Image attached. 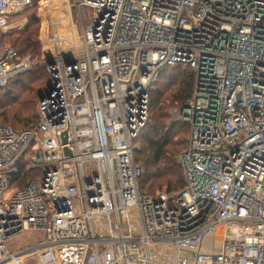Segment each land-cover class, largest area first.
Instances as JSON below:
<instances>
[{
  "label": "built area",
  "instance_id": "obj_1",
  "mask_svg": "<svg viewBox=\"0 0 264 264\" xmlns=\"http://www.w3.org/2000/svg\"><path fill=\"white\" fill-rule=\"evenodd\" d=\"M31 5L0 0V41ZM82 8L77 39L48 42L51 66L43 45L51 89L37 123L0 124V264H264V0H77ZM30 64L0 48V89ZM178 65L193 73L184 187L142 194L134 141L154 81ZM26 231L44 237L9 248Z\"/></svg>",
  "mask_w": 264,
  "mask_h": 264
},
{
  "label": "trees",
  "instance_id": "obj_2",
  "mask_svg": "<svg viewBox=\"0 0 264 264\" xmlns=\"http://www.w3.org/2000/svg\"><path fill=\"white\" fill-rule=\"evenodd\" d=\"M33 6L37 1L32 0ZM32 6V7H33ZM30 8V7H29ZM32 10L28 16V26L21 32H17L15 40L12 41V46L16 47V53L21 58L25 55L32 57H40L43 53L38 38V24L39 21L36 17V8ZM19 14V15H18ZM8 19H16L21 16L18 13ZM264 26V19L262 21ZM8 38L1 34L2 38ZM169 70H179L180 80L178 82V89L168 97L161 100L166 93V89L161 87L162 92L154 93V97L149 102L150 121L148 118L147 125L139 133L134 141V145L142 141L144 143L140 158L137 157L139 149L135 148V162L142 170V176L139 181V189L142 194L150 195L155 190H163L164 193H175L184 187V179L180 166L176 163L175 158L186 147L188 126L184 122L171 123L167 112L170 106H175L179 109L185 107L191 99L193 89V73L189 68L183 66H175L166 69L159 74V78L163 73ZM43 71V68L35 69L30 73H23L13 78L9 85L0 89V124H7L15 131H22L38 121L37 112L30 102L22 101L19 96H15L18 91L15 89L11 91L16 85H21V78L23 75L28 74L26 78L35 79ZM46 71V70H45ZM47 73V71H46ZM51 83L50 76L47 73V81L45 85L39 86L37 89L38 94L33 95L37 103L42 94L46 92ZM43 90H45L43 92ZM164 90V91H163ZM155 91V90H154ZM15 92V93H13ZM169 100L171 104L168 103ZM30 174L27 173L21 180L12 179L13 186H20L29 180ZM18 177V176H16ZM26 179V180H25Z\"/></svg>",
  "mask_w": 264,
  "mask_h": 264
},
{
  "label": "rangeland",
  "instance_id": "obj_3",
  "mask_svg": "<svg viewBox=\"0 0 264 264\" xmlns=\"http://www.w3.org/2000/svg\"><path fill=\"white\" fill-rule=\"evenodd\" d=\"M37 1L36 4L33 6V2L30 8L20 12L21 16H18L16 19H10L7 21V27L4 30V36H9L8 38H2L0 41V48L6 49L11 48L13 50H17L16 47L12 46V41L15 40V35L17 32L23 31L28 26V16L30 15L32 9L36 8V17L39 21L38 24V38L41 47L43 45H48V42L58 39L57 41L62 43V47H66L70 44L71 41H74V39H77V36L80 35V32L82 29L85 28V26L88 23L89 20V11L86 8H82V10L79 12L76 9V2L77 0H68L69 5L71 6V9L69 10L67 6H64L61 4V0H35ZM82 2L83 0H79ZM33 6V7H32ZM19 15V14H18ZM10 18V17H9ZM8 18V19H9ZM75 36V37H74ZM29 58L31 60V70L25 73H30L38 68H43V74L42 71L40 75L35 79H29L26 78L28 74H25L21 78V85H16L11 91L16 90L18 91L15 93V96H19V99L22 101L30 102L32 107L35 110L37 109V99L33 97V95H37V89L39 86L45 85L47 81V73H46V67L43 65L44 56L43 53L40 57H30L29 55H25L24 57H21L20 59H27ZM46 70V71H45ZM180 80V71L179 70H169L166 73H163L160 78L157 77V79L154 81L150 92H151V99L154 97V93H160L162 92L161 87L163 86L164 89H166V93L164 94L163 99L161 102H164V98L168 97L172 93L177 91L178 82ZM155 90V91H154ZM45 90H43L44 92ZM164 91V90H163ZM17 94V95H16ZM169 104L171 102L167 100ZM184 108V107H183ZM182 108V109H183ZM182 109H179L175 106H170L167 109L170 122L171 123H178V122H184L182 121L181 117V111ZM150 110V108H149ZM149 121H150V112H149ZM185 123V122H184ZM187 125V124H186ZM188 126V125H187ZM189 131V127H188ZM188 136V134H187ZM187 139V137H186ZM144 143L140 141L139 143L135 144V148L139 149V153L137 152V157L140 158V152L142 151ZM182 153V152H181ZM180 153V154H181ZM180 154H178L175 158L176 163L178 164V159ZM179 165V164H178ZM163 190H155L150 195H155L156 193H161ZM13 194L12 190H9L5 194V198L11 197ZM149 194V193H148ZM44 235L39 232H32V231H26L19 235L17 238L13 239L9 244V248L13 249L14 251L24 248L25 246L32 245L33 243L37 242L39 239L43 238ZM161 245H152L151 249H160ZM188 251H181V255H188Z\"/></svg>",
  "mask_w": 264,
  "mask_h": 264
},
{
  "label": "water",
  "instance_id": "obj_4",
  "mask_svg": "<svg viewBox=\"0 0 264 264\" xmlns=\"http://www.w3.org/2000/svg\"><path fill=\"white\" fill-rule=\"evenodd\" d=\"M44 52H45V57H46V60L48 62V65H50V66L53 65V56H52L51 49L49 48L48 45L45 46ZM50 89L51 88H50V85H49L47 90H50ZM42 99H43V95H41V97H40V100H42Z\"/></svg>",
  "mask_w": 264,
  "mask_h": 264
},
{
  "label": "crops",
  "instance_id": "obj_5",
  "mask_svg": "<svg viewBox=\"0 0 264 264\" xmlns=\"http://www.w3.org/2000/svg\"><path fill=\"white\" fill-rule=\"evenodd\" d=\"M203 251L205 252H210L212 250V243H211V239L207 238L202 246Z\"/></svg>",
  "mask_w": 264,
  "mask_h": 264
}]
</instances>
